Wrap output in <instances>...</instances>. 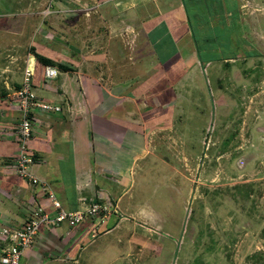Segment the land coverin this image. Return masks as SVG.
Masks as SVG:
<instances>
[{
    "label": "rangeland",
    "instance_id": "1",
    "mask_svg": "<svg viewBox=\"0 0 264 264\" xmlns=\"http://www.w3.org/2000/svg\"><path fill=\"white\" fill-rule=\"evenodd\" d=\"M100 1L0 0V94L21 85L36 52L81 67L73 52H83L88 24L102 20ZM178 2L189 33L177 42L176 32L163 37L159 28L161 64L143 60L149 70L136 85L161 82L168 105L162 112L154 105L152 114L171 127L170 140L166 132L122 138L124 166L131 164L126 148H146L139 163L145 170L135 172L120 203L112 199L116 212L105 230L75 240L68 255L78 262L68 264H264V0ZM73 6L75 15L68 12ZM56 68L60 79L47 81L51 86L65 77ZM182 69H192L188 90L174 84ZM40 70L33 84L43 78ZM67 230L64 223L56 232ZM48 234L42 228L31 250L42 248ZM58 254L47 252L46 259Z\"/></svg>",
    "mask_w": 264,
    "mask_h": 264
},
{
    "label": "crops",
    "instance_id": "2",
    "mask_svg": "<svg viewBox=\"0 0 264 264\" xmlns=\"http://www.w3.org/2000/svg\"><path fill=\"white\" fill-rule=\"evenodd\" d=\"M153 1L101 0L97 6L104 13L102 20L88 24V30L84 32L88 38L84 40L83 52L77 54V47L72 46L76 51L73 52L75 59L83 60L81 67L74 65L56 85L47 83L44 65L38 68L37 63L35 66L34 78L39 69L41 73L43 71V78L33 84L36 95L60 106L62 111H37L33 114V135L28 142L35 159L32 171L47 183L48 190L54 192L68 210L81 209L97 201L111 206V211L116 212L112 199L121 202L123 193H127L134 184L135 172L145 170L139 163L148 153L146 148L141 151L126 148L131 155V164L124 166L123 137L129 135L135 139L143 133V136L164 138L166 132L170 140L171 127L166 128L161 113L155 117L152 114L154 105L157 106L155 111L160 112L168 105L162 97L161 82L153 87L149 83L143 86L145 88L136 85L140 81L139 75L145 76L149 70L143 68V60L150 65L157 59V65L161 64L157 46L163 37H172L176 32L172 40H185L182 36L189 33L188 19L178 0L167 5ZM249 6V1H245L243 7ZM74 7L68 9L72 15H75ZM95 26L98 27L97 35L93 32ZM180 26L187 30L178 32ZM102 27L109 28V33H102ZM159 28L165 30L163 37H155ZM72 37L73 44H77L76 38ZM194 66L195 63L192 68ZM191 70L182 69L181 77L174 84L182 83L188 90ZM9 89L4 88L0 94V249L5 244L4 228L20 227L37 206L49 205L42 188L31 185L16 171V155L20 150L17 129L21 112L13 98L16 89L12 92ZM3 95L5 97L1 98ZM107 221L88 218L76 228L68 226L64 234L57 233L61 225L46 228L51 234L45 237L42 248L31 250V247L25 251L24 263L78 262L68 255L69 251H74L75 240L96 228L105 230ZM72 235L71 243L56 245L59 239L64 241ZM47 252L61 254L48 260Z\"/></svg>",
    "mask_w": 264,
    "mask_h": 264
},
{
    "label": "built area",
    "instance_id": "3",
    "mask_svg": "<svg viewBox=\"0 0 264 264\" xmlns=\"http://www.w3.org/2000/svg\"><path fill=\"white\" fill-rule=\"evenodd\" d=\"M35 66V58H30L24 70L23 81L13 93V98L17 101L21 112V121L17 131L20 150L15 168L20 177L31 185L42 188L49 205L37 206L20 227L3 229L2 236L5 244L0 249V264H25L23 261L25 251L34 245L42 228H56L64 223H67L70 228H76L88 218L105 222L111 213V208L108 205L97 201H93L81 209H66L56 194L48 190L47 183L33 173L32 166L35 159L28 147V142L33 135V114L37 111L46 113L62 111L60 106L42 100L36 95L33 87ZM59 74L56 67L44 66L46 80L57 79Z\"/></svg>",
    "mask_w": 264,
    "mask_h": 264
},
{
    "label": "trees",
    "instance_id": "4",
    "mask_svg": "<svg viewBox=\"0 0 264 264\" xmlns=\"http://www.w3.org/2000/svg\"><path fill=\"white\" fill-rule=\"evenodd\" d=\"M34 57L37 60L36 63H38V65H44V66L51 65V66L59 67L62 72H68V71L72 70V67H70L64 63H61V62H56L55 60H53V58H51L47 55H42V54L36 52ZM3 97H5V95L1 96V98H3Z\"/></svg>",
    "mask_w": 264,
    "mask_h": 264
}]
</instances>
